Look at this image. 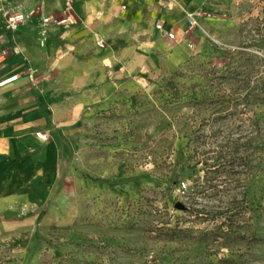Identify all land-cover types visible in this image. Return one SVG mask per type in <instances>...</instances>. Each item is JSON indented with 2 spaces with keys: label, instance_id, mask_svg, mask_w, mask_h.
Wrapping results in <instances>:
<instances>
[{
  "label": "rangeland",
  "instance_id": "rangeland-1",
  "mask_svg": "<svg viewBox=\"0 0 264 264\" xmlns=\"http://www.w3.org/2000/svg\"><path fill=\"white\" fill-rule=\"evenodd\" d=\"M25 6L44 12L41 0L2 7ZM138 6L127 76L101 69L57 94L34 68L0 91V144L26 114L60 152L53 191L0 199V264H264V0ZM57 28L38 27L37 47ZM66 110L74 120L57 127Z\"/></svg>",
  "mask_w": 264,
  "mask_h": 264
},
{
  "label": "crops",
  "instance_id": "crops-1",
  "mask_svg": "<svg viewBox=\"0 0 264 264\" xmlns=\"http://www.w3.org/2000/svg\"><path fill=\"white\" fill-rule=\"evenodd\" d=\"M47 1L69 20L61 25L54 22L47 25L58 28L44 44V48L37 47V28L44 26V18L57 19L58 14L55 11L51 14L45 12L46 0H41L44 12L40 16H31L15 32L5 28V18L0 15V41L8 51L0 67V78L22 74L21 78L0 91L28 81V70L36 72L35 69L47 68L44 74L49 79L48 84L53 86L51 90L57 94L82 92L87 85L96 81V74L101 69L107 70L111 78L121 79L127 74L130 65L123 63L121 57L125 46L124 33L129 31L130 21L137 26L142 20L138 5L144 2L75 0L69 8L66 0ZM154 2L156 0L151 1ZM129 6L130 14L126 12ZM19 11L30 13L28 6ZM159 32L165 36L172 33V40L177 38L173 27H162ZM96 43H100L101 48ZM70 71L75 72L72 78L68 73ZM74 115L75 111L71 110H66L61 117L54 112L53 122L57 127H63L72 123ZM20 116L24 118L5 127L0 144V199L14 195L26 197L33 189H44L50 193L59 180L60 152L57 143L44 142L36 137L35 133L43 130L42 120L33 121L26 114ZM62 120L65 123H61ZM54 213L55 210L47 217V225H58Z\"/></svg>",
  "mask_w": 264,
  "mask_h": 264
},
{
  "label": "built area",
  "instance_id": "built-area-1",
  "mask_svg": "<svg viewBox=\"0 0 264 264\" xmlns=\"http://www.w3.org/2000/svg\"><path fill=\"white\" fill-rule=\"evenodd\" d=\"M75 0H66V3L68 5V7L70 8V6L73 4ZM143 2H150L152 0H141ZM4 0H0V15L4 16L5 18V28L9 31L15 32L17 31L23 24H25L32 16V12L30 13H24L22 11H7L5 10L2 6H3ZM196 15L191 14L189 15V22L191 25L196 26L197 22H196ZM69 20V18H63V19H56V18H52V17H47L43 19V24L44 26H47L49 23L54 22L57 25H61V24H65L67 23ZM159 29H161V26H158ZM167 36L170 39L174 38V35L172 33H168ZM100 45V43H98ZM8 56V51L6 49H4L1 45V41H0V67L4 64L6 58ZM22 74L21 73H16L13 74L7 78H0V89L5 88L6 86H8L9 84L17 81L19 78H21ZM29 78L31 80L33 79V73L29 74ZM37 136L39 139L45 141L47 140V136L45 134L42 133H37Z\"/></svg>",
  "mask_w": 264,
  "mask_h": 264
}]
</instances>
